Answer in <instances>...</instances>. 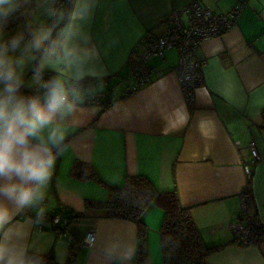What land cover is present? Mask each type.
<instances>
[{"label": "crops", "instance_id": "1", "mask_svg": "<svg viewBox=\"0 0 264 264\" xmlns=\"http://www.w3.org/2000/svg\"><path fill=\"white\" fill-rule=\"evenodd\" d=\"M70 1L58 49L62 85L75 90L110 86L91 95L66 94L69 100L44 130L46 137L59 125L65 139L52 148L56 159L51 175L31 204L19 206L0 191V203L11 212L4 230H10L12 243L25 253L52 252L59 264H162L161 208L150 205L140 217L146 235L144 259L138 263L135 223L96 216L94 208L85 206L86 199L108 200V186L122 185L127 174H143L157 191H177L206 245L224 244L204 258L205 264H264V243L225 244L235 237L240 193L249 176L254 212L264 224V0ZM191 1L218 13L239 7L229 29L200 43L203 79L193 104L188 105L177 80L174 48L149 58V80L123 96L132 84L130 62L137 60L144 35L163 33L169 11ZM74 5L82 18L70 20ZM4 14L0 12L1 21ZM85 77L102 80L86 88L69 86ZM116 82L120 84L113 90ZM95 93L119 98L86 102ZM250 141L261 155L252 164ZM75 160L89 163L99 180L71 176ZM4 183L0 179V188ZM27 183L37 187L35 181ZM60 207L74 215L67 230L71 240L58 237L50 223L44 228L37 224L35 214L55 213ZM89 229L94 231L93 245L74 246L70 252Z\"/></svg>", "mask_w": 264, "mask_h": 264}, {"label": "trees", "instance_id": "2", "mask_svg": "<svg viewBox=\"0 0 264 264\" xmlns=\"http://www.w3.org/2000/svg\"><path fill=\"white\" fill-rule=\"evenodd\" d=\"M62 1H65V3L61 20L58 22L56 17L53 18L48 26L50 30L49 40L44 43L42 50L60 48V42L56 47L52 41L58 34V30L65 24L71 4L70 0ZM18 10L19 8L17 6L16 9L4 14L3 18L1 17L2 20L5 22L9 17L14 19L16 11ZM130 63V67L133 69L136 64V58L131 60ZM39 74L43 76V84L41 86L32 89H25L23 86H20L18 93L22 95L28 91L35 90L44 92L46 91L44 84L50 85L51 82L56 81V73L53 71L41 70L39 71ZM100 80L102 79L85 77L81 80L73 81L69 86L86 88L93 86ZM133 91L135 90L129 88L128 91L122 95H127ZM117 98L119 97L110 95L107 98L101 97V104L110 103ZM69 174L77 179L99 180L93 167L89 163L83 161L75 160L71 165ZM108 189L110 192L108 200L86 199L85 206L87 208H94L97 211L96 216L127 219L135 223L137 246L134 259L138 263H141L144 259L146 235V226L140 220V217L144 210L150 205H155L163 210V218L159 227L162 264H205L204 258L224 245H206L191 217L189 207L181 206L177 191L159 192L156 190L153 183L143 174H127L124 177L122 185L108 186ZM240 194L243 207L241 206L239 211L238 220L243 224L245 241H240L238 234L236 233L235 237L227 241L225 244L231 242H238L241 245L264 243V224L259 221L254 212V203L251 197L250 176L247 178L245 186ZM22 211H24V208ZM56 213L60 215L64 224L52 228L54 230L61 229L67 231L71 220L74 218L72 211L60 207L55 213H48V216L50 217ZM47 223H50L49 220H43L41 228H44ZM80 240L73 243L70 252H72L74 246H78ZM25 258L36 264H59L56 262L52 252L38 254L27 251L25 253Z\"/></svg>", "mask_w": 264, "mask_h": 264}, {"label": "clouds", "instance_id": "3", "mask_svg": "<svg viewBox=\"0 0 264 264\" xmlns=\"http://www.w3.org/2000/svg\"><path fill=\"white\" fill-rule=\"evenodd\" d=\"M9 0H0V5ZM7 14V10H5ZM82 18L79 5H74L69 14L70 20ZM17 41L14 39L13 44ZM33 44L39 48L40 38H34ZM0 179L3 184L0 191L19 206L31 204L39 186L51 175L55 163L52 148L64 139L59 125L53 126L44 135V130L53 125L57 113L67 101L64 86L59 81L47 85L43 103L39 96L26 98L18 93L20 82L14 62L5 59L0 53ZM35 181L36 188L28 185ZM8 206L0 203V264H31L25 258V250L14 245L10 230L4 226L11 219Z\"/></svg>", "mask_w": 264, "mask_h": 264}, {"label": "built area", "instance_id": "4", "mask_svg": "<svg viewBox=\"0 0 264 264\" xmlns=\"http://www.w3.org/2000/svg\"><path fill=\"white\" fill-rule=\"evenodd\" d=\"M238 14V6H234L225 13H218L196 1H191L177 9H171L165 17L167 29L163 33L154 35L151 32H147L144 35L141 41L142 48L132 70L130 89L136 90L149 80L152 74L148 66L149 58L153 56L161 57L165 49L174 48L178 57L176 65L177 80L188 105H192L194 90L201 84L203 79L202 66L204 60L199 55L200 43L229 29L234 24ZM42 93L40 90L28 91L22 96L26 98L39 96L41 102H44ZM67 100H69L68 96ZM101 101L99 95H94L86 100V102L93 104H101ZM249 150L251 164L261 158L253 141L249 142ZM245 171L250 174L251 170L248 165H245ZM241 206L243 207V204ZM35 218L39 227H42L43 220H49L52 227L64 224V221L57 213L49 217L48 213L41 212L36 214ZM233 226L239 240L244 242L245 230L242 222L238 220ZM54 231L58 237L67 235L68 239L71 240V236L68 235L66 230L57 229ZM93 242L94 231L89 229L85 232L78 245L90 247Z\"/></svg>", "mask_w": 264, "mask_h": 264}, {"label": "rangeland", "instance_id": "5", "mask_svg": "<svg viewBox=\"0 0 264 264\" xmlns=\"http://www.w3.org/2000/svg\"><path fill=\"white\" fill-rule=\"evenodd\" d=\"M64 3L62 0H9V3L0 5V12L3 13L5 10L16 9V6L19 8L14 19L9 17L5 22L0 20V53L4 54L5 59L14 62L20 86L31 88L43 84V76L39 74L41 70L55 71L56 81L61 84L64 82L59 50H42L44 43L49 40L48 26L54 17L58 22L61 20ZM62 28L52 41L56 47L60 42ZM37 37L40 38L39 48L33 44ZM14 39L17 41L15 44ZM119 84L116 82L111 85L112 89H116ZM108 86L96 84L85 90L64 89L66 94L77 97L76 91L79 95V91L81 94L91 95L104 91ZM2 89L3 85H0V91Z\"/></svg>", "mask_w": 264, "mask_h": 264}]
</instances>
